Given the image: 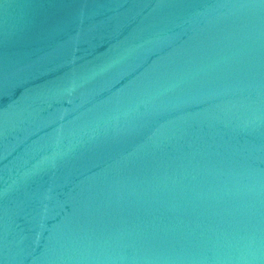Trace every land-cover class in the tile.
Returning a JSON list of instances; mask_svg holds the SVG:
<instances>
[{
	"label": "water",
	"instance_id": "1",
	"mask_svg": "<svg viewBox=\"0 0 264 264\" xmlns=\"http://www.w3.org/2000/svg\"><path fill=\"white\" fill-rule=\"evenodd\" d=\"M0 264H264V0H0Z\"/></svg>",
	"mask_w": 264,
	"mask_h": 264
}]
</instances>
